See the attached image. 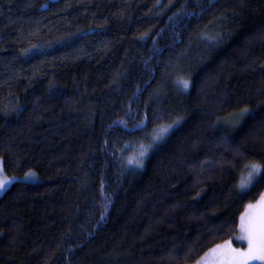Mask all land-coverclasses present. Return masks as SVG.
Returning a JSON list of instances; mask_svg holds the SVG:
<instances>
[{
	"label": "trees",
	"instance_id": "obj_1",
	"mask_svg": "<svg viewBox=\"0 0 264 264\" xmlns=\"http://www.w3.org/2000/svg\"><path fill=\"white\" fill-rule=\"evenodd\" d=\"M0 159V264L195 263L264 192V0H0Z\"/></svg>",
	"mask_w": 264,
	"mask_h": 264
},
{
	"label": "snow or ice",
	"instance_id": "obj_2",
	"mask_svg": "<svg viewBox=\"0 0 264 264\" xmlns=\"http://www.w3.org/2000/svg\"><path fill=\"white\" fill-rule=\"evenodd\" d=\"M183 88L189 87L187 80L181 81ZM249 113L247 107L240 109L238 115L235 118V123H239L245 115ZM178 121H174L176 123ZM231 122V121H230ZM171 125L159 127L154 135L151 137L152 144L162 139L164 134L168 131ZM152 144H141L139 146V152L134 157L128 158L129 164H135L142 166L144 157L151 148ZM248 174L244 177L238 185L240 190L248 188L254 180L261 177V172L264 171V165L251 163L245 166ZM3 174V168L0 167V175ZM13 179H19L17 177L0 179V191H3ZM23 179L27 181L38 179L36 173L29 170L25 173ZM103 215V214H102ZM239 235L236 237L238 240L247 242L246 248H233L229 240H225L223 244H217L214 249H210L209 252L217 253L213 264H250V262L259 261L264 264V192L260 193L258 200L255 204L249 203L245 206V211L240 214L239 217ZM205 254V258L207 257ZM205 258H202L204 264H207ZM202 261H197V264H202Z\"/></svg>",
	"mask_w": 264,
	"mask_h": 264
},
{
	"label": "rangeland",
	"instance_id": "obj_3",
	"mask_svg": "<svg viewBox=\"0 0 264 264\" xmlns=\"http://www.w3.org/2000/svg\"><path fill=\"white\" fill-rule=\"evenodd\" d=\"M0 167H2V160L0 159ZM3 168V167H2ZM24 175L21 176V177H17L19 179H13L11 181V183L8 184V186L6 188H8L13 182L15 181H25L23 179ZM38 177V176H37ZM3 178H12V177H8L4 174L0 175V179H3ZM40 180V178L38 177V179H35V180H31V181H27V182H33V183H36ZM26 182V181H25ZM6 188L3 190V191H0V195L6 190ZM256 202V201H255ZM255 202H253L252 204H255ZM239 235V229H238V233L236 236H234L232 239H230L229 241L231 242V245L233 248H246L247 247V242L246 241H243V240H238L236 237ZM223 244V243H222ZM221 244V245H222ZM215 247H213L212 249H214ZM208 254L207 257L205 258V254ZM200 259H198L197 261H202V258H205L206 261H207V264H213L214 260H215V257L217 255V253H211L209 252V250L206 252ZM197 261L193 264H197ZM202 264H204V261H202ZM250 264H261V262L259 261H255V262H250Z\"/></svg>",
	"mask_w": 264,
	"mask_h": 264
},
{
	"label": "bare ground",
	"instance_id": "obj_4",
	"mask_svg": "<svg viewBox=\"0 0 264 264\" xmlns=\"http://www.w3.org/2000/svg\"><path fill=\"white\" fill-rule=\"evenodd\" d=\"M222 156V155H221Z\"/></svg>",
	"mask_w": 264,
	"mask_h": 264
}]
</instances>
